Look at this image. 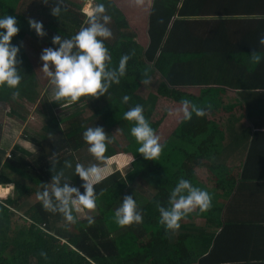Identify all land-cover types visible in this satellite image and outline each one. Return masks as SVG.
<instances>
[{
    "label": "trees",
    "instance_id": "obj_1",
    "mask_svg": "<svg viewBox=\"0 0 264 264\" xmlns=\"http://www.w3.org/2000/svg\"><path fill=\"white\" fill-rule=\"evenodd\" d=\"M31 1L42 5L38 12L29 10L32 7L22 11L27 4L26 0H0V18L12 15L18 20L20 31L11 41L13 45L20 47L18 58L22 60L18 68L22 69L23 79L18 91L19 96L33 102L36 99V76L30 60L23 53L21 41L28 36L37 42L44 40V46L58 48V45L52 44V37L59 34L65 39L71 38L82 26L87 25L88 17L80 11L81 4L86 0H77L79 3L64 0L66 10H62L58 17L51 14L56 0H48L47 4L43 0ZM93 1L96 5L104 4L105 15L110 18L107 27L112 36L104 40L112 57L109 66L118 68L122 55H134L129 59L126 74L120 78V83H113L105 96L98 99L81 97L78 102L70 104L75 109L62 120L52 113H43L41 116L44 122L36 132L41 141L31 136L38 144L37 150L29 151L16 144L9 156L4 158L6 147L0 144V185H13L12 194L0 200V264H151V256L156 264H177L184 261V264H188L189 260L184 257L187 250L183 245L184 237L181 241L177 240L175 245L168 243L170 231L166 232L165 227L159 223L157 202L168 206L170 192L180 178L188 179L194 186L208 192L211 191L208 187H212L226 195L227 190L230 192L233 188L237 177H233L235 172L217 164L215 155L219 142L223 139V130L216 116L223 114L230 117L235 106L225 105V88L209 81L211 74L208 70L230 64L246 66L245 63H248L250 66H259L251 62L250 54L255 50L262 57L264 53V45L258 43L261 34L257 29L264 25V0H224V7L213 12L200 7L189 10L186 6L188 0H183L180 7L177 6L179 0H170L171 4H168V0L167 3L155 0L150 10L149 43L146 48L136 42L134 30L120 7L112 0ZM149 2L150 0L146 1V7ZM31 5L33 4L29 6ZM209 13L229 17L248 16L252 29L239 42L191 43L186 38L187 32H190L187 17ZM29 18L41 21L47 35L38 36L30 28ZM183 24H186L187 31L182 28L186 27ZM145 70V78L152 76L155 71L161 72L164 78L157 86L156 93L146 96L140 93L142 73ZM217 77L216 81L222 82L221 74H217ZM13 91L17 89L0 86V100L12 106L10 116L24 120L25 116L14 110ZM125 95L131 98L128 103H123ZM158 96L168 99L166 109H158ZM183 99L200 107L206 108L208 104L212 107L203 117L193 113L191 120H184L180 111ZM64 102H49L50 110L53 112V107ZM137 104L143 106L144 116L164 145L158 161L145 159L138 152L140 145L130 132L134 122L123 118L124 113ZM85 109L90 112L85 113ZM262 111L264 108L255 106H250L248 110L246 108L249 115ZM95 126H102L113 138V143L108 145L105 154L107 158L117 153H131L135 158L125 173L117 170L95 186L97 214L91 216L94 223L89 224L88 218H80L72 228H69L66 221L59 225L63 215L43 208L37 198L38 189L42 192L45 183L51 182L52 164L59 170L63 168L65 160H70L73 168L65 169V175L72 186L80 187V191L84 192L81 187L83 181L75 175L74 169L77 162L85 166L92 161L98 162L88 152L89 145L83 139V132L88 127ZM258 136H264V132H255L253 135L251 152L240 169L244 180L256 179L264 173L263 166L257 168L261 161L257 163L255 159V156L264 154L263 148L256 147ZM117 160L119 158H113L109 160V164ZM254 164L256 167L252 166ZM118 165L122 163L118 162ZM201 168L206 170L205 181L208 185L203 184L196 176V170ZM9 186L11 185L4 187ZM144 187L155 190V193H148ZM124 195H132L136 200L143 215L142 223L121 227L115 222L114 213L121 205ZM214 199L217 200V197ZM214 199L211 210L196 211L197 215H210V218L205 219V228L214 225L212 231L209 229V233H205L201 226L192 223L185 229V236L188 237L185 239H189V244L194 243L196 236L199 234L200 237V233L204 231L202 239L205 248L202 253L210 249L208 257L203 259L205 261H212L216 256L219 240L224 241L244 231L253 232L252 225L223 219L222 207ZM19 212L24 217L22 224L15 220V214ZM189 218L190 215L187 220ZM166 248L172 249L178 261L164 258ZM41 251L47 253L46 259L41 256ZM229 259L244 260L245 257Z\"/></svg>",
    "mask_w": 264,
    "mask_h": 264
},
{
    "label": "clouds",
    "instance_id": "obj_2",
    "mask_svg": "<svg viewBox=\"0 0 264 264\" xmlns=\"http://www.w3.org/2000/svg\"><path fill=\"white\" fill-rule=\"evenodd\" d=\"M47 4L48 0H43ZM137 5L143 0H135ZM64 7V0H56V6L51 8V14L58 17ZM84 12L87 17V25L82 26L78 33L71 38L65 39L57 34L52 37V44L58 48L46 47L42 50L40 59L43 61L41 67L43 73L49 79L52 89V100L55 102L65 101L61 107L76 103L81 97L99 98L105 96L113 83L119 84L120 78L126 74L127 63L134 53L124 54L119 60L118 68L110 67L111 54L104 44V40L112 36L110 28L107 27L109 17L105 15L106 7L100 3L93 5L91 11ZM29 26L36 34L44 37L47 33L41 21L29 18ZM0 86H7L13 91L12 97H19V85L23 79L18 65L22 60L18 58L20 47L12 44V38L20 31L18 20L15 16L6 15L0 18ZM258 43L264 45V35ZM250 60L259 64L262 60L260 54L253 50ZM147 77V70L142 73L141 83L148 85L151 80ZM130 96L123 97V103H128ZM184 120H191L193 113L198 117L207 114L212 106L200 107L188 99L181 101ZM123 118L134 122L131 127V135L140 145L138 152L145 159L158 161L163 152L164 145L160 137L151 127L144 116V108L137 104L124 113ZM83 139L89 145L88 152L100 163L85 166L79 162L75 164V175L83 181L81 187L72 186L71 181L65 175V169H72L70 160L64 161L63 168L56 170L52 164L51 187L45 183L43 191L37 193L43 208L52 213H60L65 220L74 224L78 215L87 211H95L97 208V192L95 186L101 183L108 176L114 174L108 166L106 152L108 145L113 143V138L108 135L102 126L88 127L83 132ZM135 157H133L134 160ZM103 194L102 192L100 193ZM160 214L159 223L163 225L166 232H176L180 229V222L190 213L196 211L207 212L212 208V195L194 186L190 180L180 178L175 187L171 190L168 206H162L157 202ZM75 213V214H74ZM115 222L121 226H131L143 222V215L132 195H124L121 205L115 210ZM89 224L94 223V218L88 217ZM41 256L47 258V253L41 251Z\"/></svg>",
    "mask_w": 264,
    "mask_h": 264
},
{
    "label": "crops",
    "instance_id": "obj_3",
    "mask_svg": "<svg viewBox=\"0 0 264 264\" xmlns=\"http://www.w3.org/2000/svg\"><path fill=\"white\" fill-rule=\"evenodd\" d=\"M146 1L147 0H143L142 4L137 5L135 0H112V2L122 10L130 27L134 30L136 42L143 48H146L149 43L148 29L150 10L155 0H150L147 7L145 6ZM163 2L167 3L166 0H163ZM171 3L172 2L168 0V4ZM182 3L183 0H179L177 6L180 7ZM223 3L224 0H188L186 6L189 10L200 7L204 10H210L213 12L214 10H220L221 7H224ZM226 7L229 6L227 5ZM231 7L233 8V6ZM186 20H188L187 25L190 29V32H187L186 34V38L191 43L198 44L217 41H225L226 43L239 42L241 37L247 35L248 31L252 29V23L248 16L229 17L221 16L220 13H209L189 16ZM183 25L186 26V24ZM182 28L187 31V26H183ZM257 29L261 36L264 35V25L261 27L258 26ZM26 39L27 38L25 37L21 41L22 50L25 57L27 56L30 60L33 71L36 74L33 61L28 54L29 50L25 45ZM41 53L42 49H39V51L34 54V57L43 64V61L38 59L40 58ZM245 64L246 66L230 64L226 67H215V69L208 70L211 74V76L208 77L209 81L212 82V84H215V86L225 88L226 94L223 99L225 105L235 106L230 117L223 114L216 116L219 120V125H221L223 130V139L219 142L215 155V162L219 165H223L229 170H233L235 172L233 177L237 176L233 182V188L230 189V192L228 189L226 195L218 189L212 187L208 188L211 190L209 193L214 196H212V200L217 197V200H214L222 207L221 215L223 219L230 222L252 225L253 232L244 231L237 235H233L224 241L219 240L215 251L216 256L212 261H205L203 259L208 257L207 254H209L210 249L207 250L206 253H202L205 248L202 239L204 236L203 232L205 231V233H209V229L212 231L214 225L205 228L207 227L205 219L210 218V215H197L196 210L189 214V220H187V217L182 219L180 222V229L176 232H170V235L167 238L170 245H175L177 240L181 241L184 237L183 245L188 250H186L184 257L189 260L187 261L188 264H264V173L256 179L244 180L241 178L242 170L240 171L247 159V155L251 152V141L254 133L261 131L264 132V111L261 113H250V115L246 112V108L248 110L250 106L264 108V53L259 66L254 67V65L250 66L248 63ZM156 72L159 73V71H155L153 74ZM170 73L172 74V70H170ZM217 74H221L222 82L218 83V81H216L218 78ZM37 86L38 82L36 80V86L34 87L36 89V101L34 100L32 102H35L34 104H37L36 106L43 103L42 99L39 97L44 96V93L40 91ZM40 92H42V94ZM40 94L41 96H39ZM0 102L7 103L1 100ZM158 103L159 101L157 104ZM64 104L65 102L61 105ZM158 106H160V104H158ZM55 107L60 108L61 110L68 107L72 108L70 105L64 107L58 105ZM33 111L34 110H32V114ZM256 139L258 140V143L256 142V147L263 148L264 150V136H258ZM7 156H9V154ZM113 158H119V160H117L116 163L112 162L109 164V162V167L110 165L111 167L112 165L113 167L117 166L118 162H121L122 165H126L128 162L131 164L133 160L131 153H117L116 155L109 157L108 161ZM255 159L257 163L258 161H261V163L257 165V168H260V166L264 167V154L255 156ZM252 166L256 167L255 164ZM196 171L199 172L200 169H197ZM205 178L206 175L201 176V178L199 176L198 179L203 184L208 185ZM153 192L155 193V190H152V194ZM191 223L195 226H201V230L204 231L200 233V237L197 233L198 235L196 236L195 242L189 244V239H185V237L188 238L185 236V232L187 231L185 229H187L186 227L190 226ZM163 256L166 259L170 258V261H178L171 248H166ZM236 256H244L245 259L235 261L229 259H235ZM184 262L176 263L184 264ZM151 264H156V260L154 261L152 256ZM167 264H175V262H169Z\"/></svg>",
    "mask_w": 264,
    "mask_h": 264
},
{
    "label": "rangeland",
    "instance_id": "obj_4",
    "mask_svg": "<svg viewBox=\"0 0 264 264\" xmlns=\"http://www.w3.org/2000/svg\"><path fill=\"white\" fill-rule=\"evenodd\" d=\"M26 1H27V4H26V6H24V8H22V11L32 7L29 10H34L35 12H38L39 6H42L41 4H38L37 2H33L31 0H26ZM71 1H72V3L73 2L79 3L77 0H71ZM31 3L33 5L29 6ZM86 4L89 5V8L84 9ZM93 5H96L93 0H86L85 3L81 4L80 11L81 12H82V10L85 12L91 11L93 8ZM46 21H48V19H46ZM26 38L27 39L25 40V45H26L27 49L29 50L28 54L31 57L33 64H34V67H35V72H36L35 76H36V80L38 82L37 87H38V89H40V91H42L44 93V96H41L42 92H40L41 94L39 95V96H41L39 98L42 99L43 103L41 105L36 106L37 104H34L35 102L32 103L31 101H27L22 96H19L18 98H16L15 102H14V110L16 112H18V114L25 116L24 120H22V119L10 116L9 113H10V111H12V106H10L9 103L0 102V136H1L0 137V144L2 146L6 147V154L4 155L5 157L9 154L10 150L16 144H18V145L20 144V146L27 148L29 151H35L38 149V144L31 139V136H33V137L37 138L39 141H41V138L40 139L38 138L36 132L40 130V127L42 126V123L44 122V119L41 116V115H43V113H48L50 115L52 113L58 119L60 118V120H62L65 118L66 115L70 114L75 109V108L68 107V108H65L64 110H61L60 108L53 107V109H52L53 112L50 110L49 102H51V100H52L51 85L49 83V79L46 77V75L43 73V71L41 69L43 64L34 57V54L36 52H38L39 49L43 50L44 48L49 47V46L43 45L44 40L42 41L43 43L41 41H40L41 42L40 43V42L34 41L32 38H28V36ZM39 39L42 40V38H39ZM38 59H40V58H38ZM149 79L151 80V83L148 85L143 84L142 87L140 88L141 89L140 93L144 96L149 94V93L155 94L157 86L163 80L160 72L159 73L156 72L155 74L150 76ZM157 101H159L158 104H160V106H158V109L160 108L161 110L166 109V107L168 106V103H169L168 99H165L161 96H158ZM77 108H79V107L77 106ZM32 110H34L33 114H32ZM84 112L89 113L90 110L85 109ZM61 124L64 125L63 122ZM115 135H117V134H115ZM94 163H96V162H94V161L89 162L88 166L91 164H94ZM108 163H109V161H108ZM113 163H116V162H113ZM117 166H119V167H117ZM117 166L113 167V165H112V167H111V165H110L112 172H115L118 170L120 172L125 173L127 171V169L130 168L129 162L126 163V165H117ZM205 175H206V170L204 168H201L199 172L196 171L197 178H199V176L201 178V176H205ZM9 185H11V186H9V188L4 187V186H0V193L7 192L5 195L0 194V200L4 199V198H6L12 194L13 185L12 184H9ZM50 185H51V183H48L49 187H50ZM144 189L146 191H148V193L152 192L151 191L152 189H150L149 187H144ZM39 192H41L40 188L38 189L37 193H39ZM142 196L145 197L146 195H142ZM37 198H38V196H37ZM96 214H97V208L95 211L85 210V212L78 215V219L88 218L89 216H95ZM15 220L19 224L24 223V217L20 212L15 214ZM65 221L66 220L63 217V219L60 220L59 225H62V222H65ZM67 224H69V228L73 227V224H70L68 222H67Z\"/></svg>",
    "mask_w": 264,
    "mask_h": 264
},
{
    "label": "bare ground",
    "instance_id": "obj_5",
    "mask_svg": "<svg viewBox=\"0 0 264 264\" xmlns=\"http://www.w3.org/2000/svg\"><path fill=\"white\" fill-rule=\"evenodd\" d=\"M87 7L89 8L88 4L85 5L84 9H86Z\"/></svg>",
    "mask_w": 264,
    "mask_h": 264
},
{
    "label": "water",
    "instance_id": "obj_6",
    "mask_svg": "<svg viewBox=\"0 0 264 264\" xmlns=\"http://www.w3.org/2000/svg\"><path fill=\"white\" fill-rule=\"evenodd\" d=\"M6 185L8 186V184H1L0 186H6Z\"/></svg>",
    "mask_w": 264,
    "mask_h": 264
}]
</instances>
